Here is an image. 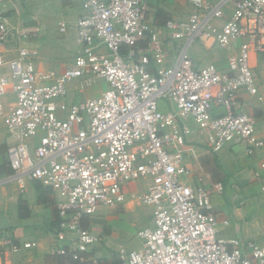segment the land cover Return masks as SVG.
<instances>
[{"label":"built area","instance_id":"obj_1","mask_svg":"<svg viewBox=\"0 0 264 264\" xmlns=\"http://www.w3.org/2000/svg\"><path fill=\"white\" fill-rule=\"evenodd\" d=\"M8 1L0 0V120L9 141L0 157L10 172H0V186L17 181L25 192L27 181H38L52 189L61 219L55 236L69 239L54 252L85 264L101 237L83 219L101 207L124 206L129 185L150 179L135 200L153 208V222L137 232L140 249L118 250L117 264H264L261 243L219 235L211 188L186 181L182 147L191 129L178 126L191 119L216 152L241 141L249 155L264 146L255 117L239 101L242 92L259 91L250 56L264 53V0H190L187 19L164 25L180 42L175 54L149 20L148 0H61L81 7L77 53L61 73L37 66L39 48L30 40L41 28L16 23ZM230 1L231 15L217 25ZM238 38L226 69L199 68L189 52L197 41L230 48ZM98 79L108 83L99 96L63 100L70 83L83 89ZM9 93L14 100L6 102ZM214 187L223 190L221 183ZM6 244L13 252L37 247L36 241Z\"/></svg>","mask_w":264,"mask_h":264},{"label":"crops","instance_id":"obj_2","mask_svg":"<svg viewBox=\"0 0 264 264\" xmlns=\"http://www.w3.org/2000/svg\"><path fill=\"white\" fill-rule=\"evenodd\" d=\"M58 1L65 8L70 7L77 12L75 20L74 18L72 20L75 27L73 63L78 49L76 23L81 13V7L78 2ZM208 1L215 3L220 0ZM231 2L225 8L226 17L215 21L217 25H222L231 15L233 11ZM7 3L5 4L6 10L12 16V9L7 8ZM193 11L194 6L190 0H148V18L159 28L161 37L173 54L177 53L180 42L170 38V32L164 28V25L169 19H187ZM12 19L14 20L13 16ZM61 23L67 25V22L61 19L58 22V28ZM37 26L41 28L40 33L30 40V44L39 48L40 55L36 60L37 66L44 70L61 73L67 67L64 66V60L56 58L49 60L46 59L47 56H43L41 38L45 36V32L52 34L54 30L49 29L46 24L39 23ZM34 27L36 26L34 25ZM59 31L60 33L66 32L60 29ZM241 42L242 39L238 38L233 41L230 48H226L213 44L211 41H197L191 45L189 52L199 68L214 63L219 68L226 69L230 56L238 53ZM146 43V41H141L140 47L144 48ZM14 47L12 46L13 49ZM171 63L170 59L168 64ZM250 65L255 74L259 91L254 95L244 91L240 94L239 101L244 111L255 117L257 136L264 140V53L252 52ZM103 81L106 83L104 88L106 89L108 83ZM85 88L81 89L78 84L70 83L68 95L63 100L67 99V102H73L87 98L86 94L77 98L80 90ZM9 94L12 96L8 99ZM9 94L4 97L6 102L14 100V94ZM161 108L164 111L168 110L165 101L161 102ZM0 122L6 127L4 121L0 120ZM182 125H187L191 129L186 144L182 147L185 153V162L190 169V175L186 181L192 185L201 181L206 187L211 188L215 212L221 221L219 235L225 239L254 240L264 245V168L261 167V163L264 161V146L249 155L246 150V141H241L226 145L216 152L209 146L204 132L191 119H186L184 123H178V126ZM8 136L9 132L6 127L5 141L3 145H0V149H4L8 144ZM256 170L262 174L260 179L254 177ZM0 172L2 174L10 172L4 156L0 157ZM217 183L222 184V191L215 189L214 186ZM149 185L150 179L132 182L127 190L128 199L129 193L136 195L145 191ZM127 206L128 200L124 206L101 207L95 215L83 219V225L91 226L101 237L100 241L87 253L88 261L85 264H117L119 262L118 250L121 247L128 249L142 247V240L138 238L137 232L143 227L137 229V219H141L144 215L134 213L127 215L125 213V211H129ZM144 219L142 218V220ZM225 220L228 223H223ZM60 222L61 219L55 205V194L51 188L38 181H27L25 192H22L17 181L0 186V264H17L19 262L24 264H77L70 254L54 252L56 248L69 243V239L59 241L55 236V232L60 228ZM71 235L69 234V236ZM134 237L140 241L134 240ZM5 241L18 245L36 241L37 247L23 248L18 252H13L7 244L3 245Z\"/></svg>","mask_w":264,"mask_h":264},{"label":"rangeland","instance_id":"obj_3","mask_svg":"<svg viewBox=\"0 0 264 264\" xmlns=\"http://www.w3.org/2000/svg\"><path fill=\"white\" fill-rule=\"evenodd\" d=\"M8 9H12L11 13L14 17L15 22L23 25L24 27H34L39 23L42 25L46 24L49 29H53L54 32L46 33L41 38L43 44V56H47L51 60L52 58L64 60V66H68L72 63L74 56V34L75 27L72 22L75 20L76 13L73 8H65L64 5L58 0H12L7 3ZM65 20L68 25L66 32L60 33L58 28L59 20ZM105 49L101 48L100 52H104ZM106 87V83L103 80H98L88 85L84 90H80L77 98L84 96L95 97L99 96L103 89ZM12 96V95H11ZM10 94L8 99L11 98ZM72 97V95H71ZM67 100V99H66ZM68 101V100H67ZM6 127L0 122V145H3L5 141ZM137 182V181H136ZM135 194L129 193L128 206L125 213L141 214L145 218L137 219V229L140 227L149 226L153 221L152 207L146 204H140L135 201ZM134 240L140 241L137 237Z\"/></svg>","mask_w":264,"mask_h":264},{"label":"trees","instance_id":"obj_4","mask_svg":"<svg viewBox=\"0 0 264 264\" xmlns=\"http://www.w3.org/2000/svg\"><path fill=\"white\" fill-rule=\"evenodd\" d=\"M58 213V212H57Z\"/></svg>","mask_w":264,"mask_h":264}]
</instances>
